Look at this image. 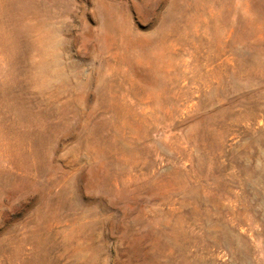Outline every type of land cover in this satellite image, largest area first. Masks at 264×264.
<instances>
[{
  "label": "rangeland",
  "instance_id": "obj_1",
  "mask_svg": "<svg viewBox=\"0 0 264 264\" xmlns=\"http://www.w3.org/2000/svg\"><path fill=\"white\" fill-rule=\"evenodd\" d=\"M0 264H264V0H0Z\"/></svg>",
  "mask_w": 264,
  "mask_h": 264
}]
</instances>
